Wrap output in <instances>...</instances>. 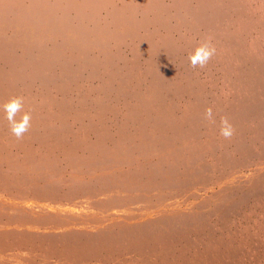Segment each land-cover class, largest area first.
I'll use <instances>...</instances> for the list:
<instances>
[{
	"label": "bare ground",
	"instance_id": "obj_1",
	"mask_svg": "<svg viewBox=\"0 0 264 264\" xmlns=\"http://www.w3.org/2000/svg\"><path fill=\"white\" fill-rule=\"evenodd\" d=\"M14 95L32 127L0 113V264H264V0H0Z\"/></svg>",
	"mask_w": 264,
	"mask_h": 264
},
{
	"label": "clouds",
	"instance_id": "obj_2",
	"mask_svg": "<svg viewBox=\"0 0 264 264\" xmlns=\"http://www.w3.org/2000/svg\"><path fill=\"white\" fill-rule=\"evenodd\" d=\"M216 55V47L211 37L202 39L191 52L188 53L189 64L192 68H205L209 61ZM0 113L7 121L8 130L16 140H22L32 127V113L25 110V97L22 95L10 96L0 102ZM204 119L209 123H216L211 107L204 111ZM235 126L227 116L220 118L219 134L225 140H231L235 135Z\"/></svg>",
	"mask_w": 264,
	"mask_h": 264
},
{
	"label": "rangeland",
	"instance_id": "obj_3",
	"mask_svg": "<svg viewBox=\"0 0 264 264\" xmlns=\"http://www.w3.org/2000/svg\"><path fill=\"white\" fill-rule=\"evenodd\" d=\"M7 220H8L7 219V216H3V220H2V226L3 227L10 225V223L7 222ZM5 237H10V236H5ZM11 247L13 248V250H12L13 253H15L16 255H18L20 257V259L23 258V257H26L27 255H31V253L33 251V250L26 249L21 244H13V245H11ZM5 251H7V248L6 247H5ZM8 251H10V250H8Z\"/></svg>",
	"mask_w": 264,
	"mask_h": 264
}]
</instances>
